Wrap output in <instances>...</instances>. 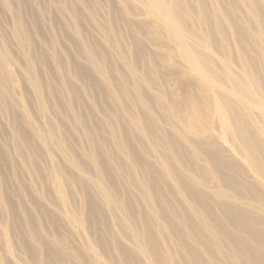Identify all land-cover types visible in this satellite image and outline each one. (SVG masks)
I'll return each mask as SVG.
<instances>
[{
	"label": "bare ground",
	"instance_id": "1",
	"mask_svg": "<svg viewBox=\"0 0 264 264\" xmlns=\"http://www.w3.org/2000/svg\"><path fill=\"white\" fill-rule=\"evenodd\" d=\"M46 1L83 68L14 11L38 122L0 53V264H264V0Z\"/></svg>",
	"mask_w": 264,
	"mask_h": 264
},
{
	"label": "rangeland",
	"instance_id": "2",
	"mask_svg": "<svg viewBox=\"0 0 264 264\" xmlns=\"http://www.w3.org/2000/svg\"><path fill=\"white\" fill-rule=\"evenodd\" d=\"M22 1L23 0H11L10 5H9L11 15H8L3 10V7L1 5V0H0V53L5 57V61L11 68L12 74L16 79L19 98L21 99L22 104L24 105L25 113L31 119V121L37 123L38 115L36 114L37 113L36 104L27 86V78L29 77V75L20 58L19 50L16 49V47L14 46V42H13L14 39H13L12 33H13L14 24H15V19L13 17L14 11L19 10L20 13H22V15L24 13L27 16V17L25 16L28 19V22L26 24L27 25L26 34L29 40L33 44L36 45L35 50L38 46V43L41 42L47 45L49 44V42L47 41L48 38H55V40L57 41V49L60 54V59L64 61V58H66L65 60L69 61L68 66L70 69L72 68L74 63L79 68L82 69L83 67H81V63L84 60L83 58L84 56L82 55V52L80 50V47H79L80 40H78L77 36H74L72 33L70 34L69 32L65 33L66 31L61 27V24L59 23V21L57 23H59L60 26L53 27L55 23V19H54V14L52 10L45 11L41 20L31 19V14L28 12V10H26L27 9L26 7H23ZM39 1L40 3H42V5L45 2L43 7L46 10L48 8V7L46 8L47 1L46 0H39ZM89 37H90L89 43L94 44L95 41H97L98 45L102 48L101 42H99V40H97L96 38V34L89 33ZM97 43H95V45L92 48L93 52L96 55H98V53L102 54L103 48L96 50ZM102 62L105 66L106 71L109 73V75L113 76V71H112L113 63L109 62V59L107 57H105L104 61ZM90 91L92 93V90H88L89 95H90ZM97 94H102L103 96L104 95L103 89H100L99 92H97ZM93 97H95V99L97 100L98 106L100 105L105 106L104 105L105 103L101 104L103 99L99 101V99H97L96 96H93ZM0 129L5 136V129H3L2 126H0ZM58 171H57V174L59 177V185H58L59 188L57 190V194L61 197L65 210L69 213H72L73 211H72V206L70 202L71 190H69V188L67 187V184L63 181L62 177L59 176L60 174ZM73 190L76 193L74 194V196L75 197L76 195L78 196L77 190L75 188H73ZM4 219L5 220H3V216L0 215L1 225L3 224L1 222L7 221L6 218Z\"/></svg>",
	"mask_w": 264,
	"mask_h": 264
}]
</instances>
